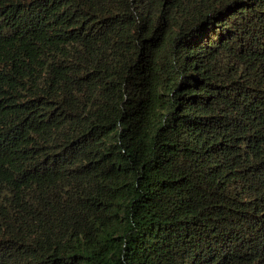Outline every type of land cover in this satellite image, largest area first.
Instances as JSON below:
<instances>
[{
    "label": "trees",
    "instance_id": "1",
    "mask_svg": "<svg viewBox=\"0 0 264 264\" xmlns=\"http://www.w3.org/2000/svg\"><path fill=\"white\" fill-rule=\"evenodd\" d=\"M0 264H264V0H0Z\"/></svg>",
    "mask_w": 264,
    "mask_h": 264
}]
</instances>
